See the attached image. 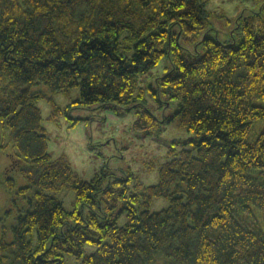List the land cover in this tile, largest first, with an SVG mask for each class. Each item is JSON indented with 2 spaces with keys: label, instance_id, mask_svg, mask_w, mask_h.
I'll return each instance as SVG.
<instances>
[{
  "label": "trees",
  "instance_id": "1",
  "mask_svg": "<svg viewBox=\"0 0 264 264\" xmlns=\"http://www.w3.org/2000/svg\"><path fill=\"white\" fill-rule=\"evenodd\" d=\"M209 20L199 0H0V127L17 149L4 171L13 238L1 217L0 264H65V253L81 264H264V2L232 42L198 41ZM166 55L172 68L154 93L179 100L175 116L195 137L161 166L158 185L129 186V176L103 186L101 175L82 181L66 159L52 160L44 94L32 86L79 87L78 104L115 113L137 107L135 128L149 134L163 122L134 94L139 74ZM68 186L73 211L46 193ZM158 197L171 205L143 209ZM87 243L97 250L85 256Z\"/></svg>",
  "mask_w": 264,
  "mask_h": 264
},
{
  "label": "rangeland",
  "instance_id": "2",
  "mask_svg": "<svg viewBox=\"0 0 264 264\" xmlns=\"http://www.w3.org/2000/svg\"><path fill=\"white\" fill-rule=\"evenodd\" d=\"M209 12L210 23L200 32L198 41L205 35L218 38L222 42H232L233 35L239 39L238 24L242 18H247L261 8L264 0H199ZM197 41V42H198ZM181 44L187 50L196 51L195 43L187 42L181 38ZM202 51V46H198ZM172 68L169 56H164L158 65L151 70L139 74L138 90L134 96L141 95L139 103L162 121L159 130L142 133L135 128L138 120V109L123 110L115 113L99 107V104L83 106L77 103L81 98L79 87H74L68 92L52 93L48 86L38 84L31 87L33 92H42L44 97L39 99L37 106L42 113V126L48 138V153L53 161L66 159L75 174L82 181H90L97 175L103 178V186L116 179H127L125 182L133 186L137 181L145 187L158 185L160 182V168L179 154L183 149H192L188 142L195 137L193 132L180 126L179 118L175 116L179 100L167 102L165 97L155 95L157 79L166 75ZM162 101L160 102L159 101ZM133 105V103H132ZM175 117L165 121V118ZM74 118H82L72 125ZM252 140V138L250 139ZM17 152L11 142V129L0 127V218L5 217L8 224V239H12V219L6 215L9 207L10 194L7 191L5 181V169L9 165L10 155ZM105 173V175L103 174ZM9 177L16 182V187H24L28 180L20 172H11ZM59 199L67 211H73L76 203V193L71 187H65L60 191L47 190ZM171 205V199L167 197L155 198L148 208L151 213H157L167 209ZM85 214L88 209L85 208ZM127 223L126 212L118 218V225ZM68 226H66L67 228ZM2 227L0 224V238ZM30 240L37 245V236ZM97 246L87 243L84 247V255L95 253ZM83 257H77L71 253H65V264H81ZM155 264H171L170 259L158 256Z\"/></svg>",
  "mask_w": 264,
  "mask_h": 264
}]
</instances>
